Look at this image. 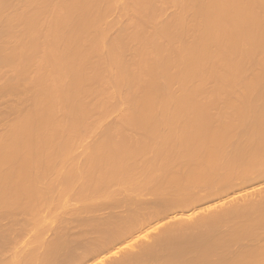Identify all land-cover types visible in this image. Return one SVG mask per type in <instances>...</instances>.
<instances>
[{"label": "bare ground", "instance_id": "bare-ground-1", "mask_svg": "<svg viewBox=\"0 0 264 264\" xmlns=\"http://www.w3.org/2000/svg\"><path fill=\"white\" fill-rule=\"evenodd\" d=\"M98 261L264 264V0H0V264Z\"/></svg>", "mask_w": 264, "mask_h": 264}, {"label": "snow or ice", "instance_id": "snow-or-ice-1", "mask_svg": "<svg viewBox=\"0 0 264 264\" xmlns=\"http://www.w3.org/2000/svg\"><path fill=\"white\" fill-rule=\"evenodd\" d=\"M153 231H155V229H153ZM125 247H128L127 245ZM113 255H118V252H114ZM97 264H104L103 261H98Z\"/></svg>", "mask_w": 264, "mask_h": 264}]
</instances>
